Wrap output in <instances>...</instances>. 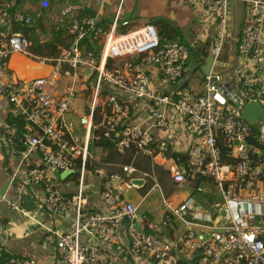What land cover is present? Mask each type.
Here are the masks:
<instances>
[{"label":"built area","instance_id":"built-area-1","mask_svg":"<svg viewBox=\"0 0 264 264\" xmlns=\"http://www.w3.org/2000/svg\"><path fill=\"white\" fill-rule=\"evenodd\" d=\"M0 1L7 3L0 5V100L24 121L23 129L7 122L0 139L27 169V182L41 187L43 211L52 220H68L70 227H50L42 239L51 264H179L183 257L197 258L196 264H264V120L251 124L242 115L244 100L264 107V0H243L247 13L230 67L220 56L233 34L231 0H197L214 56L202 92L180 86L196 43L162 38L152 23L130 26L125 0H118L107 29L82 5L53 0L60 9L47 26L70 39L51 57L32 54V42L15 29L32 25L33 15ZM14 54L49 72L19 78L10 66ZM105 139L120 156L133 154L119 171L94 164L92 147ZM137 157L162 164L176 190L191 187L194 194L166 195L153 173L135 165ZM58 171L68 176L59 179ZM91 177L103 186L98 195L105 211L89 207ZM148 180L149 193L132 202L130 193ZM153 193L160 195V216L141 212ZM0 200L26 212L18 199L4 194ZM175 222L181 231L169 239L165 234ZM11 239L0 219V260ZM5 264L46 263L10 256Z\"/></svg>","mask_w":264,"mask_h":264},{"label":"crops","instance_id":"crops-1","mask_svg":"<svg viewBox=\"0 0 264 264\" xmlns=\"http://www.w3.org/2000/svg\"><path fill=\"white\" fill-rule=\"evenodd\" d=\"M69 1L74 4L82 5L87 13L99 15L105 23L106 28L112 23L115 7L118 2V0ZM141 1L142 6L140 8L139 3ZM124 3L126 10L124 19L130 22V26L152 23L157 27L159 32L167 28L178 36L175 40H183L185 43H196L195 41H197L199 44H204L208 39L211 40L212 38L211 35L209 36L206 34L205 36L201 31L200 21L202 18V6L197 0H125ZM10 4L30 12L33 15L34 23L32 25L35 27L37 35L42 38V40L52 39L54 32L47 26V18L51 13L57 12L60 9L59 4L54 3L53 0H10ZM246 9L243 0L230 1L231 22L233 25L238 26L243 24L244 18H246ZM172 28L175 32L172 31ZM60 38L65 44H67L70 39V37L63 34ZM238 38L239 31H234L232 38L225 42L227 52L225 54V60H223V67H230L235 63ZM57 46L59 47L61 44ZM209 54H211V48ZM199 59H202L200 54ZM204 62L205 60L202 65H204ZM10 66L14 73L21 79H33L47 75L49 72L48 66H44L37 60L21 54H14L11 57ZM40 70H44V73H41ZM191 89L202 92L203 86L201 84V86L197 85ZM74 106H78L80 111L83 108V104L78 101ZM8 116L9 105L7 101L0 100V136H2L4 126L8 122ZM92 151L96 155L94 164L98 167H101V164L108 167L107 170L116 172L120 170L122 164H127L126 162L114 161L115 157L112 156V151L109 149L93 146ZM123 157H130L131 162L133 154L129 153ZM35 160L37 161V159ZM135 165L142 171L148 170L147 172L153 173L156 181L159 180L163 187H167L164 182V177H166V173L168 174L165 166L145 157H137ZM145 166L149 169H144ZM90 182L93 187H91V191L88 193L89 207L95 210L105 211L106 207L101 203L98 195V191L102 190L103 186L96 178L91 177ZM152 183L153 180H148L146 185L132 191L129 195L130 200L134 203H139L141 199L149 193ZM65 189L69 192L73 191L71 185H67ZM4 194L7 195L9 200H20L26 211L25 213L13 211L6 202L0 200V219L7 223L12 233V239L9 243L7 253L10 256H35L44 263L51 264L52 260L46 258L48 256L50 257L49 252L47 254L41 248L42 239L45 236L46 230L50 227H55L56 229H60L61 226H63V228L70 227L68 220H52L43 211L40 206L41 200L44 197L41 187L27 182V169L21 165L18 157L10 153L6 144L0 139V198ZM165 194L184 199L191 194L193 195L194 191L191 187H187L183 190H176L174 186V189L172 188L170 193ZM145 199L147 200L142 203L141 212L151 216H160L162 212L159 208L160 195L158 193H153L148 195ZM127 228L128 225L124 224L120 231L123 237L128 233ZM179 231H181L180 225L175 222L169 226L165 236L169 239H173ZM51 250L53 252V248ZM121 264L135 263L121 260ZM179 264H192L191 258L183 257Z\"/></svg>","mask_w":264,"mask_h":264},{"label":"trees","instance_id":"trees-1","mask_svg":"<svg viewBox=\"0 0 264 264\" xmlns=\"http://www.w3.org/2000/svg\"><path fill=\"white\" fill-rule=\"evenodd\" d=\"M245 5H246V8H247V3H245ZM84 13L85 14H89V15H95V13H87V12H84ZM15 29H18V30H21V31L24 32L26 37H28V39L32 42V45L30 47V51L35 56H38V57H51V56H54L58 52V49H57L58 46L57 45H60V44L61 45H66L60 38V36L62 35L61 33H56V32L53 31L54 33L52 35V39L51 40H42V38H40L37 35V32H36L35 27L33 25H19V24H16L15 25ZM172 31L175 32V30L173 28H172ZM159 34H160V36L162 38H168V39H172V40H175V39L178 38V36L175 33H172L171 30L169 31L167 28H164V30L159 32ZM68 42H69V40H68ZM86 42H87V46L89 48H94V46H93V44L91 42H89V41H86ZM96 45L98 47H100V40L96 42ZM199 51H200V56L202 57L201 61L203 62L205 60V58L209 55L210 47H209V45L206 44L202 48H199ZM8 122H10V123H14L15 122V123L18 124L20 129H23L24 121H23L22 117H14L13 115L9 114ZM94 146H99V147H102L104 149H109L110 151H112L111 154H112L113 157H115L114 161L117 160L119 162L128 163L131 160L130 157L119 156V154H117L116 152L114 154L113 143H112V141H110L108 139L97 141V142H95ZM144 169H149V168H147L145 166ZM146 171H148V170H146ZM196 182H200V180H197ZM9 257H10V255L6 254L3 257V259L0 260V264H5V262H7ZM191 262H192V264H196L197 258L192 259Z\"/></svg>","mask_w":264,"mask_h":264},{"label":"water","instance_id":"water-1","mask_svg":"<svg viewBox=\"0 0 264 264\" xmlns=\"http://www.w3.org/2000/svg\"><path fill=\"white\" fill-rule=\"evenodd\" d=\"M0 5L2 6H7V3L5 1H0ZM231 23V12H229V16H228V25H230ZM227 52V47L224 45L222 51H221V56H220V60L223 61L225 60V54ZM214 64V56H212L211 54H209L204 62V65L202 66H196L191 68L188 73L183 77V79L180 82V86L181 87H186L188 85V82L192 79L193 75L196 73V71L198 69L201 70V72L204 75H208L211 71V68ZM234 86V85H233ZM235 89V86H234ZM231 101L234 102L233 98H231ZM245 105L242 111V115L243 118L248 122V123H256L258 120L255 116V114L259 111L263 112L264 114V107H262L259 103H255V102H247L245 101ZM180 161L184 160V157L180 156L179 157ZM181 167H184V164H181ZM56 177L59 179H65L68 176V173L65 172H56L55 173ZM136 184L141 185L143 183L142 180H136L135 181ZM137 230H141L139 226H136Z\"/></svg>","mask_w":264,"mask_h":264},{"label":"rangeland","instance_id":"rangeland-1","mask_svg":"<svg viewBox=\"0 0 264 264\" xmlns=\"http://www.w3.org/2000/svg\"><path fill=\"white\" fill-rule=\"evenodd\" d=\"M142 6V1L139 3V7L141 8ZM242 25H233V23L231 22L230 25H229V30L230 32H234V31H241V28H242ZM233 35V34H232ZM211 40L208 39V41L204 44H199L198 42H196V44H194V48L192 50V55H191V60H190V66L191 68L192 67H196V66H201L203 64V62L201 61L202 59H199V54H200V51H199V48H202L204 45H209V47L211 48V43H210ZM43 69V68H41ZM45 70V69H44ZM44 70H40L41 73H44ZM205 78L204 74L201 72L200 69H198L196 71V73L193 75L192 79L190 80V82L188 83V88H194L195 86H201L202 82H203V79ZM258 122H261L262 120H264V114L263 112L259 111L255 114ZM101 167H104V168H108L106 166H103L100 164ZM155 176V175H154ZM164 177V176H163ZM158 180V179H157ZM158 182L160 183V181L158 180ZM164 182L166 184L167 187H163L162 184L160 183L161 187H162V190L165 192V193H170V190L173 188L174 189V184L172 183L169 175L166 173V177H164ZM172 235V234H171ZM170 237V236H169Z\"/></svg>","mask_w":264,"mask_h":264}]
</instances>
